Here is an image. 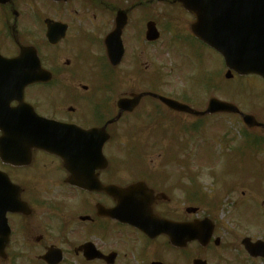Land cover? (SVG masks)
<instances>
[{
    "label": "flooded vegetation",
    "instance_id": "1",
    "mask_svg": "<svg viewBox=\"0 0 264 264\" xmlns=\"http://www.w3.org/2000/svg\"><path fill=\"white\" fill-rule=\"evenodd\" d=\"M48 1L57 6H68L72 1L79 5L73 9L62 6L66 15H56L54 10V15L43 13L41 17L29 0H0V55L14 58L23 51L25 61L37 64L36 81L19 84L22 89L8 85L0 70V212L8 206L9 198L22 200L29 210L6 213L8 237L0 233V264H50L44 256L51 249L57 251L55 258V253L61 257L54 264H163L166 260L160 255L153 259L152 244L156 242L161 245L159 251L163 247L173 252L170 260L174 263L175 256H180L187 261L182 264H193L195 259L206 264H264L259 247L244 249V226H218L217 219L208 216L213 226L206 245L191 241L176 247L167 236L150 238L136 225L112 215L120 204V189L141 184L140 196L152 192L151 211L155 216L176 223L204 217L198 165H191L195 159L180 158L178 152L185 146L184 141L186 146L189 144L185 135H196L201 130L198 126L183 127L184 120L194 122L198 118L174 111L150 95L140 97L130 110L120 111L118 101L133 94L154 93L196 110L202 107L190 92L188 98L198 105L180 98L187 92L183 90L191 88L186 86L188 80L186 85L180 80L178 88L161 79L165 84L161 86L173 88L167 94L152 87L147 62L143 64L145 77L137 76L147 49L151 62L153 43L146 40L148 28L154 26L162 34L150 14L154 0L125 5L120 0ZM157 1L187 14L185 35L208 53L216 54L191 33L193 17L180 4ZM120 11H125L119 20V24L123 21L124 52L120 63L113 64L107 57L105 39L117 27ZM55 22L66 30L53 26ZM184 58L181 54L180 64L189 65ZM151 104L165 110L164 118L153 120L152 114L159 116L161 112L144 109ZM6 109L18 113V127L8 126L11 120L7 119L10 115ZM244 112L264 123V116L251 108ZM138 113L145 114V121H137ZM234 116L242 122L239 115ZM161 120H169L172 126L160 127ZM245 128L264 134L259 126ZM78 129L92 130L93 134L84 141L80 137L83 131ZM165 130L166 134H161ZM121 134L143 136L138 147L159 150L157 156L161 159L149 161L159 162L160 168H151L143 158L122 159L121 142L116 138ZM38 140L50 143L39 145ZM101 140L104 142L100 148ZM163 153L171 157H161ZM178 166L182 172L175 168ZM88 179L94 181L89 188L74 183ZM241 187L244 198V181ZM192 207L197 209L192 211ZM250 239L264 242V235Z\"/></svg>",
    "mask_w": 264,
    "mask_h": 264
},
{
    "label": "rangeland",
    "instance_id": "2",
    "mask_svg": "<svg viewBox=\"0 0 264 264\" xmlns=\"http://www.w3.org/2000/svg\"><path fill=\"white\" fill-rule=\"evenodd\" d=\"M38 8L41 17L44 14L48 16L66 15L63 7L70 9L77 8L79 2L72 1L68 6L54 2H46V0H29ZM136 0H120L122 5L126 3H133ZM50 4V12L48 6ZM168 4L155 1L151 5L153 12H150L153 20L157 21L162 30L160 38L151 46V62L148 49L146 53L141 56L142 65L140 71H137L138 77H145L143 64L147 62L149 72H152L148 78L152 87H158L157 91L167 93L173 88L165 85L161 79L166 81V85L177 86L179 88V81L182 80L186 85L187 80L191 88L183 91L180 98L187 99V101L198 105L197 102L190 100L187 94L190 92L192 97H197L200 101V106L204 109L209 97H216L220 100L233 102L240 106L243 110L251 108L257 115L264 116V87L255 76H243V78H236L234 75L231 79H226L224 74L226 72L223 67V62L218 54L208 53L206 49L197 44L184 31L187 29V14L175 10ZM44 13V14H43ZM171 31V32H170ZM136 48L137 45H136ZM185 55L187 64H180V57ZM186 63V62H185ZM194 63L197 67L193 68ZM122 78H127L122 77ZM203 82L202 85L201 83ZM150 84V83H149ZM160 89V90H159ZM189 95V94H188ZM190 97V95H189ZM153 105V106H152ZM148 112L155 109V104L145 106L144 109ZM140 111V109L138 110ZM161 111V110H160ZM154 114V113H153ZM153 120H160L164 118L166 112L162 109L159 116L153 115ZM152 118L150 123L153 122ZM145 114L138 113L137 121H145ZM160 127L172 126L169 120H161ZM200 127L199 134L188 135L186 139L189 144L185 149L178 151L183 154L180 158L195 159L192 164L198 165L196 170L201 173L198 177V182L202 191L206 194L205 202L201 203V216H213L218 221V226H244V236L260 237L264 235V230L261 231V226H264V208L260 205L264 201V142L261 139L253 140L251 137H263L264 134H259L252 130H247L237 117L226 115L208 116L199 121L192 122L189 118L184 120L183 127ZM249 132V133H248ZM246 133V134H245ZM161 134H166V130ZM244 134V135H243ZM183 140L185 136L183 135ZM119 138L121 158H137L135 155L138 152V158L146 160L145 164L151 165L153 169H159L160 164L157 161L150 162L149 160L161 159L157 156V149H151L147 146L143 151L137 145L143 140V136L131 137V135H116ZM131 141L134 143L132 144ZM244 150V155H234L235 148ZM257 153L255 154V152ZM178 152H176L178 154ZM174 153V155L176 154ZM154 154V155H152ZM161 157L169 158L170 154L163 153ZM227 158V159H226ZM233 158V159H232ZM232 159L231 162L225 161ZM259 159V160H258ZM209 162H207V161ZM170 163V162H169ZM189 164V162H187ZM171 165L173 163H170ZM175 164V162H174ZM179 172H182L181 167H175ZM191 168V167H190ZM189 168V169H190ZM230 171L227 176L222 178L219 175V183L214 184L215 178L213 173L217 176L222 172ZM191 170V169H190ZM225 170V171H224ZM186 171V170H185ZM186 174V173H184ZM239 177H244V200L241 194L242 187L240 185ZM224 182L228 187L232 186L233 182L237 184L235 192H227L224 194V189L220 185ZM213 187V190H212ZM211 191V192H210ZM186 201V200H185ZM244 201V202H243ZM187 202V201H186ZM244 205V206H243ZM260 207V208H259ZM159 242L152 244V255L155 259L158 255ZM173 252L171 250L161 247L160 258L166 260L167 264H182L187 262L180 256H175V261H171ZM164 262V261H163ZM164 262V263H165Z\"/></svg>",
    "mask_w": 264,
    "mask_h": 264
},
{
    "label": "water",
    "instance_id": "3",
    "mask_svg": "<svg viewBox=\"0 0 264 264\" xmlns=\"http://www.w3.org/2000/svg\"><path fill=\"white\" fill-rule=\"evenodd\" d=\"M189 11L195 18L191 29L195 36L219 52L224 63L228 68L227 77H230V70L236 71L240 75L258 74L264 79V0H175ZM123 13H119L116 20L122 18ZM117 26L115 31L107 39L108 54L114 57L113 63H118L122 55L120 40L121 27ZM157 34L152 32L148 39L153 40ZM118 44V47H116ZM116 47V57L114 50ZM116 61V62H115ZM21 66L24 68L21 69ZM0 70L9 79V85H18L20 82H32L36 80L34 66L22 57L12 60L3 59L0 61ZM24 71V74H21ZM140 97V96H139ZM161 100L170 107L192 112L188 107L178 104L169 99L161 97ZM133 99H121L119 104L124 106L131 105ZM194 112V111H193ZM192 112V113H193ZM215 112H234L239 113L238 109L230 103L222 102L217 99H210L205 112L196 115H204ZM244 121L255 124L251 116H244ZM93 132L85 131L81 133L83 139L87 140ZM49 143V141H46ZM79 185H83L79 183ZM137 185L130 186L121 190L120 194V213L117 217L124 222L142 224L136 226L150 237L159 234L168 235L170 242L175 246H184L192 240H199L204 243L209 239V230L198 226H211L207 219L203 221L185 222L184 224H172L154 216L151 212V196H137ZM11 211H17V205L11 203ZM146 210V214L143 212ZM135 215V216H133ZM4 217V216H3ZM6 225V219H0L1 224ZM204 241V242H203ZM195 261L194 264H200Z\"/></svg>",
    "mask_w": 264,
    "mask_h": 264
}]
</instances>
